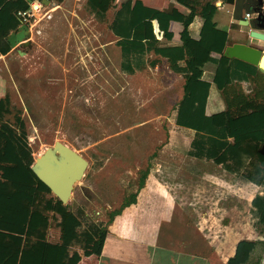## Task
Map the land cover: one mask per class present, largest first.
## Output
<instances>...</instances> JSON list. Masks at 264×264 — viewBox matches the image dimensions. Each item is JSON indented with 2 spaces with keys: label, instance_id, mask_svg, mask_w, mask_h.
Wrapping results in <instances>:
<instances>
[{
  "label": "rangeland",
  "instance_id": "1",
  "mask_svg": "<svg viewBox=\"0 0 264 264\" xmlns=\"http://www.w3.org/2000/svg\"><path fill=\"white\" fill-rule=\"evenodd\" d=\"M50 18L0 59L11 99L5 120L16 128L18 118L25 122L34 160L61 140L89 162L68 202L54 203L47 237L58 238L57 216L78 211L85 213V225L103 223V239L126 235L152 247L162 244L153 251L158 257L167 251L176 252L181 264L241 262L249 244L224 239L255 224L248 212L257 193L254 183L189 154L195 131L178 126L173 110L159 113L165 100L150 84L119 73L106 28L95 25L80 0L59 20ZM134 189L140 191L135 201ZM137 196L141 209L128 214L126 204ZM228 206L241 212L238 222L234 211L218 209ZM236 229L240 232L232 233Z\"/></svg>",
  "mask_w": 264,
  "mask_h": 264
},
{
  "label": "trees",
  "instance_id": "2",
  "mask_svg": "<svg viewBox=\"0 0 264 264\" xmlns=\"http://www.w3.org/2000/svg\"><path fill=\"white\" fill-rule=\"evenodd\" d=\"M88 2L99 11H106L110 5V0ZM29 7L28 0H0V54L10 48L7 36L21 23L19 11ZM209 9L211 11L204 12L203 29L215 36L214 42L207 43L202 39L192 41L185 29L183 47L174 49L181 52L185 50L188 55L187 70L191 72L186 74V86H195L194 93L187 92L176 108L175 122L196 133L189 150L190 155L212 160L246 181L264 186V155L258 151L264 142V103L244 106L240 113L226 110L207 114L206 111L211 83L201 80L202 67L208 61L215 60L211 56L213 51L223 53L227 41V32L219 29L212 21L214 8L210 6ZM156 14L151 8H146V13L139 17L138 28L142 30L144 17ZM116 25L113 22L111 28L118 31ZM124 27L118 44L125 60L123 66L126 67V60L129 61L132 51L143 52L145 44L138 40L130 41V37L135 34H129ZM160 50L169 55L175 69L176 61L186 57L183 53L173 56L170 51L157 48V51ZM226 63H229V58L222 56L219 61L221 65L217 67L214 76L220 88L235 79L233 70L222 65ZM240 68L244 74L245 68L251 70V65L242 64ZM237 77L245 79L247 75ZM10 101L9 95L0 99V264H78L82 254L71 247L79 243L85 255L99 252L105 227L101 222L85 225L82 219L85 213L69 211L57 216L60 241L51 242L48 239L47 231L51 226L49 212L55 202H62L53 195L48 196L52 194L51 191L37 180L31 170L35 160L25 122L18 118L16 128L5 120V115L11 111ZM250 107L252 111L248 110ZM136 194H131L133 201ZM129 204L130 201L126 205ZM252 213L258 223H264V194H256L252 199ZM254 248L249 244L245 257L238 264L246 263Z\"/></svg>",
  "mask_w": 264,
  "mask_h": 264
},
{
  "label": "crops",
  "instance_id": "3",
  "mask_svg": "<svg viewBox=\"0 0 264 264\" xmlns=\"http://www.w3.org/2000/svg\"><path fill=\"white\" fill-rule=\"evenodd\" d=\"M74 1L75 0H28L30 6L34 3L42 2L45 9L51 13L50 19L54 18L55 20H59L58 17L61 14H65L67 8L73 6ZM80 1L91 15L95 25L106 28V33H108L111 38L110 44L115 50L119 73L127 76L130 82L133 81V79L146 81V84H150V88L154 92L158 91L159 96H163L165 104L164 108L161 107L162 111L159 113L167 114L173 110L175 116L176 108L187 92L191 94L194 93L195 86H186V74L191 72L187 70L188 55L185 50L181 52L174 49L183 47V39L186 37L185 29L192 41L197 42L202 39L207 43L214 42L215 36L211 32L203 29L205 23L204 12L207 10L211 11L209 9L210 6L214 8L211 15L212 21L219 29L227 32V41L223 53L213 51L211 56L215 58V60L208 61L202 67L201 80H206L211 83L206 105L207 114L219 113L226 110L232 113H240L244 109V106L264 103V71L259 64L257 65L239 56L241 53L248 52L247 49H243L241 46L257 48L264 53V40L250 36L251 29L254 27L258 29L261 28L258 24L261 17L260 15H263L264 12V0H110V5L106 11H99L97 8H93L88 0ZM127 5L128 7L125 9L124 7ZM146 8H151L158 14H156V16L144 17L143 27L142 30H140L138 28L139 17H141L142 13H146ZM246 20H249V24ZM113 22L117 23L116 28L120 33L111 28ZM19 25H21V23ZM124 25V30L126 32L132 35L135 34L134 37H130V41L138 40L145 44L143 52L132 51L129 55V61L126 60V67L125 65L123 66L125 60L122 55L121 46L118 44V41L121 40L120 34L122 33ZM260 30L264 32V29ZM13 31L14 30L11 32ZM141 34L142 38L140 40ZM26 39L27 37L24 39V42ZM27 42L28 41H26V43ZM0 43H2V41ZM157 48H164V51H170L173 56L183 53L186 57L185 59L181 58L176 61L175 66L177 69H175L171 65L169 55L161 50L157 51ZM12 49L13 46L10 44L8 51L0 54V59H6L7 56L11 54ZM132 50L137 49L132 48ZM222 56L229 58V63L222 65L225 67L229 66L231 70H233L232 73L235 79H232L229 83L220 88L214 81V76L217 67L221 65L219 61ZM242 64L251 65V70L245 68L244 74H242V68H240ZM2 72L0 66V99L8 95V90L5 89V83L2 81ZM245 74L247 75L245 79L237 77ZM151 89L148 92L149 94L154 93ZM157 95H153L152 98ZM167 108L168 110H166ZM248 110L252 111L253 109L250 107ZM189 130L194 131L192 129ZM232 175H234L235 178L239 177L235 175V173H232ZM240 178L242 177L240 176ZM246 185L248 186V184ZM254 185L257 187V193H255L254 196L256 194L263 195L264 186L256 183H254ZM131 193H137L139 195L140 191L134 189ZM252 199L248 212L255 224L251 223V221L249 225L246 224L245 228L242 229V231L244 230V234L240 233V235L237 236L238 238H232L230 232H228L229 237L227 240L224 239V242L238 243L239 241H244L250 244L252 248H255L250 254V259L244 264H264V223H258L257 218L254 217L252 213ZM140 205L141 202L139 196H137V201L126 207L129 212L128 214L132 213L131 210H140L141 208L138 207ZM229 206L227 208L218 209L220 211H234L235 213L234 215L232 214L233 216L231 217H234V220L238 222V220L242 218L240 215L241 212L236 210V208L232 210ZM129 222L130 220L127 218L125 221L127 227L130 226ZM236 222L235 224H238ZM239 224L241 225V222H239ZM115 225L116 223H113L112 227ZM58 229L59 234L57 240L53 241L48 237L51 242L60 241L61 232L59 227ZM110 231L112 232L113 230L110 229ZM239 232L240 231L236 229L232 233ZM214 241L213 239L209 240L211 244L214 243ZM219 241L221 240L219 239ZM162 246V244L158 243L152 247L145 242L140 243L136 239H131L126 235L121 237L112 234L110 238L108 236L102 239L99 252L92 253L90 256L83 255L81 251L83 249L80 250V248H82L80 246V248H74V250L82 254V258L78 264H161L162 262L163 264H181L175 257L176 252L171 254L164 251V257H161V252L159 257L155 255L156 253H153V251L158 252L162 249ZM71 248L73 249V246ZM197 253L199 254V252ZM233 253L226 256L229 258ZM91 258L94 259V262H88ZM188 260L191 261L192 259Z\"/></svg>",
  "mask_w": 264,
  "mask_h": 264
},
{
  "label": "water",
  "instance_id": "4",
  "mask_svg": "<svg viewBox=\"0 0 264 264\" xmlns=\"http://www.w3.org/2000/svg\"><path fill=\"white\" fill-rule=\"evenodd\" d=\"M264 11V10H263ZM262 13V12H261ZM259 24L261 28L250 30V36L264 40V12L260 15ZM249 24V20H246ZM29 35L27 24H21L11 32L8 41L12 46L24 41ZM247 49V53H241L239 56L259 64L264 71V53L253 47L241 46ZM259 152L264 155V142L259 147ZM88 160L77 150L56 140L52 146L47 147L43 153L35 158L31 168L35 176L45 184L51 192L63 203H67L72 195L75 184L83 178L88 167Z\"/></svg>",
  "mask_w": 264,
  "mask_h": 264
},
{
  "label": "built area",
  "instance_id": "5",
  "mask_svg": "<svg viewBox=\"0 0 264 264\" xmlns=\"http://www.w3.org/2000/svg\"><path fill=\"white\" fill-rule=\"evenodd\" d=\"M42 2H37L32 4L28 9L19 11V16L21 18V24H27L29 27V34L30 29H33L36 27V24H39V22L44 18H50L51 13L44 8Z\"/></svg>",
  "mask_w": 264,
  "mask_h": 264
},
{
  "label": "bare ground",
  "instance_id": "6",
  "mask_svg": "<svg viewBox=\"0 0 264 264\" xmlns=\"http://www.w3.org/2000/svg\"><path fill=\"white\" fill-rule=\"evenodd\" d=\"M261 5V4H260ZM44 150V149H43Z\"/></svg>",
  "mask_w": 264,
  "mask_h": 264
}]
</instances>
